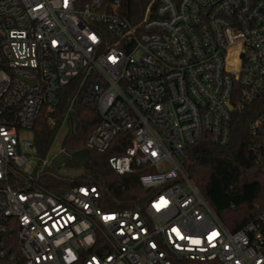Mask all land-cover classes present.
<instances>
[{
	"label": "built area",
	"instance_id": "1",
	"mask_svg": "<svg viewBox=\"0 0 264 264\" xmlns=\"http://www.w3.org/2000/svg\"><path fill=\"white\" fill-rule=\"evenodd\" d=\"M73 80L98 114L85 149L122 136L107 164L139 174L144 203L104 210L94 184L55 193L25 171L38 158L19 129ZM263 92L264 0H149L137 21L121 0H0V264H264V211L229 231L183 171L187 146L227 144ZM248 150L264 170V112Z\"/></svg>",
	"mask_w": 264,
	"mask_h": 264
},
{
	"label": "trees",
	"instance_id": "2",
	"mask_svg": "<svg viewBox=\"0 0 264 264\" xmlns=\"http://www.w3.org/2000/svg\"><path fill=\"white\" fill-rule=\"evenodd\" d=\"M86 3L90 0H78ZM111 1V0H107ZM149 0H121V11L132 21L141 18ZM77 80L71 81L59 93L55 109L43 111L32 127L35 156L45 157L62 124L67 126L62 149L67 153L85 148V141L94 129L98 114L93 106L80 104ZM264 112V92L248 108L233 114L230 140L225 145L213 143L208 136L187 146L183 171L194 183L219 221L229 231L241 228L264 211V170L257 166L248 150V126ZM51 117L53 123L48 121ZM117 136L109 148L99 153L88 150L83 172L75 178L56 175L49 166L37 174V183L55 193H62L80 184H94L101 193L100 206L114 211L144 203L152 194L142 187L138 173L117 174L107 164L111 155H121L127 142ZM77 165L78 161L71 159ZM173 264H221L213 261L178 260Z\"/></svg>",
	"mask_w": 264,
	"mask_h": 264
},
{
	"label": "rangeland",
	"instance_id": "3",
	"mask_svg": "<svg viewBox=\"0 0 264 264\" xmlns=\"http://www.w3.org/2000/svg\"><path fill=\"white\" fill-rule=\"evenodd\" d=\"M66 131L67 126L65 124H62L58 132L56 133L47 154L45 155L46 157L44 158L50 160L55 154L62 150V141L66 134ZM18 133L19 137L22 140H33V131L31 129H19ZM37 162L38 159H36L35 157H29L28 163L24 166L25 171L30 173L37 164ZM83 169L84 168L82 164L77 165L73 161L69 160L68 162L61 164L56 170H54V173L56 175H60L66 178H75L83 172Z\"/></svg>",
	"mask_w": 264,
	"mask_h": 264
},
{
	"label": "water",
	"instance_id": "4",
	"mask_svg": "<svg viewBox=\"0 0 264 264\" xmlns=\"http://www.w3.org/2000/svg\"><path fill=\"white\" fill-rule=\"evenodd\" d=\"M88 155L87 149H81L73 153H66L64 151H59L55 154L49 163V167L53 170H56L61 164L68 162L71 159L78 161L80 164H84Z\"/></svg>",
	"mask_w": 264,
	"mask_h": 264
},
{
	"label": "snow or ice",
	"instance_id": "5",
	"mask_svg": "<svg viewBox=\"0 0 264 264\" xmlns=\"http://www.w3.org/2000/svg\"><path fill=\"white\" fill-rule=\"evenodd\" d=\"M65 2H66V0H65ZM107 219V218H106Z\"/></svg>",
	"mask_w": 264,
	"mask_h": 264
}]
</instances>
